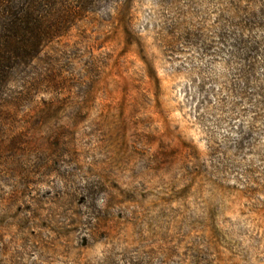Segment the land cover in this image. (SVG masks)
<instances>
[{"label":"rangeland","instance_id":"374dc122","mask_svg":"<svg viewBox=\"0 0 264 264\" xmlns=\"http://www.w3.org/2000/svg\"><path fill=\"white\" fill-rule=\"evenodd\" d=\"M0 264H264V0H94L11 71Z\"/></svg>","mask_w":264,"mask_h":264},{"label":"trees","instance_id":"16d2710c","mask_svg":"<svg viewBox=\"0 0 264 264\" xmlns=\"http://www.w3.org/2000/svg\"><path fill=\"white\" fill-rule=\"evenodd\" d=\"M93 1L73 0L64 4L63 0H0V86L8 80L11 71L39 50L44 40L60 36ZM259 14L252 16L258 19L263 12L260 10ZM246 42L234 40L233 46L251 57L260 45Z\"/></svg>","mask_w":264,"mask_h":264}]
</instances>
